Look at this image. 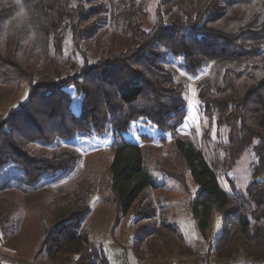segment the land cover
I'll use <instances>...</instances> for the list:
<instances>
[{
	"label": "trees",
	"instance_id": "obj_1",
	"mask_svg": "<svg viewBox=\"0 0 264 264\" xmlns=\"http://www.w3.org/2000/svg\"><path fill=\"white\" fill-rule=\"evenodd\" d=\"M108 3L123 30V45L106 52L105 42L97 40L101 53L91 59L92 39L107 18ZM139 5L137 0H0V69L9 67L30 87L26 103L6 117L0 112V172L13 164L30 184L65 172L78 159L75 151L47 156L33 146L103 135L110 127L114 154L109 187L118 221L130 212L144 221L151 217V205L142 202L156 185L141 148L123 139L131 124L144 118L174 134L199 188L190 202L199 234L207 237L213 214L224 222L223 234L206 253L207 263L264 261V180H259L264 176V0H160L149 30L139 17ZM68 35L73 55L82 62L69 60L63 72L51 53L64 55ZM169 55L191 75L211 62L226 64L219 80L200 85L199 100L204 115L228 130L224 150L229 163L249 150L255 156V180L244 204L234 183L233 192L224 191L203 152L178 132L187 116L186 86L166 66ZM44 61L51 72L41 75ZM69 88L80 97L78 114ZM4 97L0 91V102ZM176 178L183 183L181 176ZM12 208L0 204V234L7 230ZM89 211L85 196L61 208L31 264L58 257L67 264H110L83 225Z\"/></svg>",
	"mask_w": 264,
	"mask_h": 264
},
{
	"label": "rangeland",
	"instance_id": "obj_2",
	"mask_svg": "<svg viewBox=\"0 0 264 264\" xmlns=\"http://www.w3.org/2000/svg\"><path fill=\"white\" fill-rule=\"evenodd\" d=\"M117 1L114 0V3ZM137 1L141 8L139 17L149 30L156 21L160 0ZM108 8L105 22L92 39L95 45L90 51L91 59L98 58L101 53L97 40L105 42L106 52L118 51L123 45V30L113 21L109 3ZM73 51L72 39L68 35L64 55L57 57L51 53L63 72L67 70L69 60L78 64L82 62L81 56L73 55ZM166 66L176 72V81L186 86L187 116L178 132L203 152L224 191L233 192L230 182L234 183V192L244 204L247 188L255 180L252 170L255 156L251 150L246 151L231 165L224 150L228 143V130L218 127L214 120L204 115L199 100L200 85L219 80L226 64L211 62L198 75H191L181 67V60L169 55ZM50 72L44 61L41 75ZM0 91L5 93L0 102V112L6 117L10 110L18 109L28 101L30 87L9 67H3L0 69ZM69 92L73 99V112L78 114L80 97L73 88H69ZM112 134L109 127L103 135L93 133L78 135L71 140H58L52 145L35 144L33 147L39 154L52 156L70 149L78 155L75 164L67 171L38 183L30 184L23 180L21 171L13 164L0 172V204L13 205L7 230L0 234V264H31L57 212L72 206L81 196L87 198L90 208L83 225L88 229L93 244L103 247L110 264H169L175 260L208 264L206 253L223 234L224 222L219 215L213 214L206 231L207 237L199 234L190 209V202L195 199L199 188L177 150L173 132L163 131L141 118L134 121L124 134V141L138 145L143 151L156 189L150 188L145 202H142L144 207L151 205L149 219L136 221L130 212L120 222L109 187L108 168L114 154ZM143 136L149 140H144ZM178 176L182 177L183 183L178 181ZM259 180H264V176H260ZM138 228L141 231L136 236ZM145 230L149 232L147 236ZM60 258L56 261L45 258L37 264H67ZM214 262L212 258L211 263Z\"/></svg>",
	"mask_w": 264,
	"mask_h": 264
},
{
	"label": "built area",
	"instance_id": "obj_3",
	"mask_svg": "<svg viewBox=\"0 0 264 264\" xmlns=\"http://www.w3.org/2000/svg\"><path fill=\"white\" fill-rule=\"evenodd\" d=\"M169 264H190V263H187L185 261L175 260L170 262ZM219 264H264V261H255L251 259L242 258V259L230 260Z\"/></svg>",
	"mask_w": 264,
	"mask_h": 264
}]
</instances>
